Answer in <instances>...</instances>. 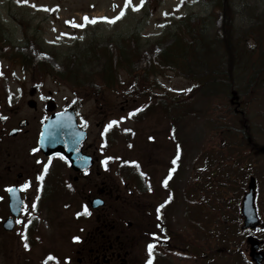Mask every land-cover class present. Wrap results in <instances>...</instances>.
Masks as SVG:
<instances>
[{"label": "rangeland", "instance_id": "1", "mask_svg": "<svg viewBox=\"0 0 264 264\" xmlns=\"http://www.w3.org/2000/svg\"><path fill=\"white\" fill-rule=\"evenodd\" d=\"M234 1H236L234 6V20L237 26V31L236 29L233 30L234 35L238 30L242 31V33L244 31H260V39L262 44H264V0ZM247 2H249V7L244 6ZM132 3L139 4L140 0H132ZM205 8L206 5L201 3L200 0H164L162 5L154 10L150 18L143 17L140 35L143 39L141 42V44H144L143 48H152L155 40L160 36H165L164 32L176 18L188 12L205 14ZM122 9L124 10V15L116 19L115 22L97 19L95 23H92L90 20L86 21L84 19L85 15L90 19L93 17L112 18L117 16ZM141 9L142 7L134 11L131 5L125 8L124 0H29L28 3H17V0H0V26H3V31L7 33L5 35V42L13 48L18 49L17 52L32 51L34 54H38L44 61L47 60L57 69L64 70L69 62L61 52L69 49L68 47L73 48L77 43L79 45L85 44L94 35H96L95 41L101 42L103 46L108 47L113 42L111 40L114 37L113 35L118 33L126 35L138 25L137 21L143 15ZM13 17L19 20H22V18H33V21L39 27V32L36 37L39 40L42 38L43 41L45 39V48L53 49L52 52L44 51L43 53L41 52L42 50L34 52L35 46L30 50L32 44L27 46L24 43L22 27H19V24L13 20ZM71 21H75L76 25L83 26H74ZM250 23L254 25L249 26ZM242 33L240 34L242 35ZM238 37L235 35V39ZM167 41L168 39H165L164 44ZM252 43L253 41L249 40V44L252 45ZM152 50L151 52L153 53L154 49ZM90 70L94 71V64L89 65L82 73L85 74ZM235 75L229 77L232 78ZM26 76L28 77L26 87L31 84L34 85L36 81H39L45 96L47 92L51 91L52 97L58 101L60 106L71 100V96L73 95L72 90L74 89L66 85L67 83L65 81L57 80L51 75L37 76L30 73V71L26 72ZM87 76L89 77V75ZM122 77L125 78L124 74ZM248 77L254 76H246V78ZM156 81L160 87L157 90H153L151 94L156 96L160 93L161 95L158 96L159 99L161 96H164L163 94L166 90H170L169 92L172 94H169V96L174 97V94L183 93L184 90L193 84L192 81H188L184 77L174 74L172 71H169L164 76H158ZM140 85V87L146 89L144 84L141 83ZM257 85L261 84L257 83ZM121 88L126 92V86H122ZM147 95L146 93L143 96H124L126 98L125 100L123 96L118 97L112 91L110 93H103L107 101L106 106L111 105V107H114V114L112 116L113 121H117V124L113 125V129H120L122 132L121 135L115 131V145H109L107 152L113 155L116 154L117 167L121 158L129 157L135 158L136 160L139 159L143 169L148 172L147 178L149 181L146 182V187L151 186V191H155V188H161L159 179L162 175H165L172 165L173 156L178 160L179 172L176 179L174 180L173 178L171 181V190L163 191L160 189L162 192L161 196L157 192L155 193L156 195L152 192L147 193L143 189V184H139L135 180L131 181L128 186H125L121 176H124L125 173L122 172L121 175L117 172L112 173V176L118 181L120 193L123 188L125 190L123 189L122 193H126V189L129 188L134 192L135 198L137 196L135 193H138L142 206H146V211H143L142 215L139 212L135 214L133 211L128 210L127 207L119 206V203L114 204L113 207L118 210L117 213L119 216L125 218V221L136 219L140 223L142 222L143 226L155 230L158 226L163 228V223L168 222L175 228L176 233L174 237L181 240L180 245L184 249L183 253L164 250L162 247L156 245L154 250H156V253L161 254L163 258V261L158 260L156 264H202L200 259H198L199 256L209 257L212 254L222 264H251V261L247 257L248 248L245 242V235L242 236L243 232L241 236L237 235L234 237L233 235V232L236 230L239 233L240 220L239 217L238 222L237 219L234 220V215L239 216L237 199L239 200L240 198L243 185L237 179V176H231L229 179L230 182L228 181V184L226 183L225 186L224 169L227 171L232 170L229 165L233 164L228 161L227 155L234 152L233 149L225 148L226 142L223 139L221 140L220 132L216 135L214 134V130L210 129L208 131L206 120L200 122H193L191 119L181 120L178 123L176 132L178 141L174 138L175 134L172 138L170 137V116L167 114H149L141 124H133L129 120L128 112L133 108L144 105L147 102ZM2 96L3 92L0 94L1 98ZM81 97H83L81 114L87 119L89 124L88 130L90 132L88 141H92L100 131L98 123L103 119L98 114L97 108H94L95 103L92 100V96L84 93L81 94ZM245 97L247 96L244 95L243 98ZM220 103L224 104V102ZM255 104L257 106L248 107L247 110L251 118L247 119V123L251 120L253 126L248 128V131L246 129V133L252 139L255 134L253 141L259 145H263L264 98L260 103ZM38 105L37 103L35 108L26 107L25 104L21 105L19 113L16 116L27 117L31 125L24 132L25 134H20L3 145V147L7 145L13 155L12 160L15 162V171L22 169L25 173H33L35 171L32 165L33 157L29 155V147L34 145L33 131L37 128L38 122L36 118L40 113ZM124 106L125 109L120 114L119 109ZM253 116L255 119H253ZM128 129L130 132H128ZM126 131L128 136L124 134ZM251 133L254 134L252 135ZM149 137L154 140L150 142ZM128 142L130 145H128ZM236 150L238 153L235 156L240 158L239 147ZM249 154L252 156L251 150ZM260 158L261 156L254 158V160ZM245 163L242 161L240 165L243 166ZM222 164L224 169L222 168ZM251 170H256V168H252ZM70 176H67V178L72 183V174ZM10 177H12V172L6 173V171L3 172L0 169L1 193L5 192L2 190L3 185L12 181ZM88 180L89 178L84 179L83 177L81 181L79 180V183L77 181L73 183L77 186L79 193L84 194L86 187L82 182H89ZM263 194L260 191L259 198L262 201L260 203V209L264 202ZM60 198V196L56 195L51 196L48 200V207H50L49 204L52 201L53 205L51 207L55 208L49 212L45 211L42 214V218L49 221V224L42 225L44 236L47 237L43 243L44 246L60 254L62 258L64 255L67 257H75L77 244L75 243L74 245L73 242L69 241L70 236L80 233L79 230V232L77 231L78 226L83 227V233L85 235L86 230L91 229L95 225V214H87L85 220L76 221L74 220L75 209H61L64 201L60 202ZM165 199L169 201L170 212L167 216L163 214L166 216V221L163 215L159 221H156L155 213L157 209L160 212L162 211L160 210V204ZM74 203L75 207H77V202L75 201ZM144 214L149 219H144ZM261 217L264 222L263 212H261ZM147 220H150L149 226L146 225ZM21 229H23V226L20 227L18 233L10 232L8 244L6 237L0 234V257L2 262L4 261V264L34 263V258L31 254L33 252H26L27 248L22 243H18V240L22 239ZM155 234L159 239L164 238V234L160 231H157ZM175 243L178 244L176 239L172 244ZM226 245L232 248L231 251L227 248V252H230L231 255L228 258L218 255V252L225 249ZM145 249H147L146 243L143 240L138 243L131 242L127 246V250L131 252L132 260L135 264H145V260L147 259ZM236 250L239 251V254L236 253ZM38 251L40 254L43 249L40 248ZM207 253H210L209 256ZM26 254H30V256ZM229 258H233L232 261ZM210 261H213V259H210Z\"/></svg>", "mask_w": 264, "mask_h": 264}, {"label": "trees", "instance_id": "2", "mask_svg": "<svg viewBox=\"0 0 264 264\" xmlns=\"http://www.w3.org/2000/svg\"><path fill=\"white\" fill-rule=\"evenodd\" d=\"M162 1L146 0L143 16L149 17ZM200 2L206 5L205 14L189 12L176 19L164 32L165 36L158 37L150 49L143 48L144 44H141V18L126 35H113V42L108 47L95 41L94 35L85 44H77L67 50L65 57L69 63L66 69H53L47 63L45 67L78 89L125 85L127 97L147 93L145 107L129 115L134 124L144 121L149 114H167L171 126L174 121L178 126L183 119L193 122L206 120L208 131L212 129L216 135L220 132L221 140L226 142L225 148L234 151L227 156L236 160V148L251 146L244 143L251 137L246 129L248 131L253 126L251 120L247 123V119H251L248 107L257 106L255 103L264 98V44L260 31L242 33L238 30L235 35L239 37L235 39L236 1ZM244 6L249 7V2ZM248 36H253L252 45H247ZM165 39H168L166 44ZM91 64H94V71L83 74ZM169 71L193 84L183 93L174 94V97L169 96L172 94L170 90L164 91V96L159 99V95L153 96L151 92L160 87L157 77ZM141 83L146 89L140 87ZM257 83L261 85L256 86ZM234 92L243 113L235 110L236 104L230 102ZM244 95L247 97L243 98Z\"/></svg>", "mask_w": 264, "mask_h": 264}, {"label": "flooded vegetation", "instance_id": "3", "mask_svg": "<svg viewBox=\"0 0 264 264\" xmlns=\"http://www.w3.org/2000/svg\"><path fill=\"white\" fill-rule=\"evenodd\" d=\"M22 20L28 22L29 19L22 18ZM22 20L14 17V21L19 24L20 28L23 25ZM6 34L3 31V26H0V62L4 64L2 67L4 73L0 75V94L3 92L2 98L0 97V169L3 172L6 171V173L12 172V177H10L12 181L3 185L2 190L5 192L0 193V223L9 215L7 187L11 185L19 187L21 196L25 200V206H27V210L25 211L24 207L22 213L14 219L15 228L19 225H29L31 221L40 222L36 220L35 214L39 211L40 206L44 209L48 207V200L53 195L60 197L70 195L73 198L72 202L69 200L64 201L62 206H71L75 204V201L77 205H79L80 201V203L83 202L84 206H88V198L99 193L103 197L105 204L103 207L92 211V214H95L96 223L91 229L86 230L84 237L79 239L81 243L75 250L77 253L75 264H135L132 260L131 252L127 250V246L131 242L151 241V234L154 229L144 227L142 222L140 223L136 219H133L130 226H128V222H125L124 219L113 215V210L115 209L113 206L118 203L135 214L139 212L142 215L146 208V206H142L140 197L136 196L135 198L132 191L128 192L127 197L117 192V185L114 184L115 178L109 174L112 163L110 160H106L104 135H108V131L112 130L105 125L112 115L113 107L111 105L106 106V97L103 95L92 97L95 103L94 108H97L98 114L101 115L103 120L98 123L100 131L97 136L92 141H88L89 124L87 119L81 114L80 101L77 98L72 101V107L75 108L82 127L88 130V138L82 150L94 158L93 168L83 174L74 173L68 163L61 161V156L53 155L48 157L42 154L35 144L39 133L37 131L38 124L40 126L44 122L47 114L62 110L64 107L60 106L55 100H50V91L45 96L39 81L26 87L28 81L26 72L30 71L32 73L29 67L23 66V59L27 58V56L23 52H17L18 49L9 47V44L5 42ZM24 67L26 68L24 69ZM37 103L39 104L40 113L36 118L38 122L37 128L33 131L34 145L29 147V155L33 157L32 165L35 171L33 173H25L23 169L15 171V162L12 160L13 155L8 146L3 147V145L14 139V137L25 134L24 132L31 125L27 117L16 116L21 105L25 104L26 107L35 108ZM99 104L100 106H98ZM120 110L122 111L123 108ZM21 120H25L26 124L20 128ZM14 128L17 129V134L14 137L8 136L7 131ZM33 149H36V151H33ZM260 150L263 151L260 154L264 156V148L260 147ZM45 165H47V171H45ZM255 168H257L256 187L264 193V159L255 163ZM70 174H72V183L67 178ZM40 177L43 178L41 179ZM83 177L84 179L89 178V182H82L86 189L84 194H81L73 183L76 181L79 183V180L81 181ZM53 180L55 181V191H53V188H48V186L53 184ZM24 184L28 186L22 188L21 185ZM33 203L35 207H32ZM144 219L149 218L144 214ZM149 224L150 220L148 221V226ZM262 227L255 231L261 230ZM1 234L6 237L8 244L10 232L1 231ZM43 240V238H30L24 241L39 245ZM260 245L264 248L263 239H261ZM0 261L2 262L1 257ZM0 264H4V261Z\"/></svg>", "mask_w": 264, "mask_h": 264}, {"label": "water", "instance_id": "4", "mask_svg": "<svg viewBox=\"0 0 264 264\" xmlns=\"http://www.w3.org/2000/svg\"><path fill=\"white\" fill-rule=\"evenodd\" d=\"M53 124L49 128H53V132L49 133V137H47L46 143L49 144L52 151L61 152L75 167V165H80L78 162H81V153L80 150L82 148L83 140L86 137V133L84 130H80L77 127L76 120L74 114L69 111L65 112L63 116L58 117V119H53ZM48 128V129H49ZM45 131V129H44ZM45 134V132H44ZM43 134V137H44ZM42 149H44L43 138L39 141ZM73 146L74 153L77 156H74L72 153H69L68 149ZM51 151V152H52ZM50 152V151H49ZM253 192L247 193L243 197V206L241 208L243 215H245V226H254L257 223V216L253 204ZM15 203V207L19 206L18 198L14 196L12 198ZM96 200L94 201V203ZM13 207V202H12ZM248 242L250 243V257L256 261V264H261V261L264 260V252L258 251V243L255 238H248Z\"/></svg>", "mask_w": 264, "mask_h": 264}, {"label": "snow or ice", "instance_id": "5", "mask_svg": "<svg viewBox=\"0 0 264 264\" xmlns=\"http://www.w3.org/2000/svg\"><path fill=\"white\" fill-rule=\"evenodd\" d=\"M28 2H29V0H17V3H28ZM124 3H125V8H127L129 5H131L132 10L135 11V10H138L140 7L143 6L144 0H140V3L139 4H133L132 3V0H124ZM177 6L179 7V5H177ZM123 15H124V10L122 9L117 16L112 17V18H109V17H99V18L93 17V18L90 19L87 15H85L84 19L86 21L90 20V22H92V23H95L97 19H104V20H109L110 22H115L116 19H119ZM71 23H73L74 26H79V27H82L83 26V25H76L75 24V21H71ZM0 75H2V73H0ZM112 123H117V122L116 121H113ZM109 127H111V124L109 125ZM33 151H36V149H33ZM107 159H111V157H109ZM131 163H134L135 164L136 162L135 161H132ZM175 163H176V160L174 159L173 160V164H175ZM45 171H47V165H45ZM172 171H174V169ZM40 178L42 179L43 177H40ZM164 184H165V186H167V179L164 181ZM27 186H28L27 184L21 185L22 188H26ZM9 191H13V189L10 188ZM32 207H35V204L34 203H33ZM160 207H163V205H161ZM26 210H27V206H25V211ZM157 211H159V209H157ZM84 212H85V214H90V213L87 212V206H85ZM77 215H80V213H78ZM153 235H155V234H153ZM74 239L78 240L79 237H74ZM25 246L27 247V245H25ZM147 248H148L149 254H151V252H152V250L154 248V244L153 243H149L147 245ZM49 258L50 259H55L54 257L51 256V254H50ZM45 264H47V261L45 262ZM147 264H151V259H149V261L147 262Z\"/></svg>", "mask_w": 264, "mask_h": 264}]
</instances>
